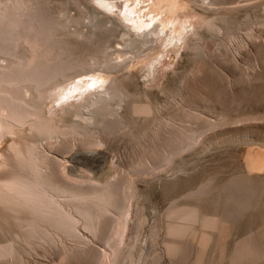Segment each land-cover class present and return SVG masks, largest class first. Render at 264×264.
<instances>
[{
	"label": "rangeland",
	"instance_id": "374dc122",
	"mask_svg": "<svg viewBox=\"0 0 264 264\" xmlns=\"http://www.w3.org/2000/svg\"><path fill=\"white\" fill-rule=\"evenodd\" d=\"M41 1L50 6L53 14H58L61 10L66 9L65 13L69 11L67 15L77 17L78 9L85 10L88 19L85 18V23H81L78 30L86 38L76 41L64 38L62 35V39L73 49L76 48L74 51L77 56L91 58L93 54L96 62L97 60L99 62L100 59L101 63H96L94 60L95 63H93L90 60L91 70H100L101 72L95 73L100 74L107 81L111 77L108 82L115 79V85L122 88L123 94L125 93L122 102H119L121 100L117 98L109 100L107 113L104 112V117L102 116L100 119L104 120L102 124H106L105 126L115 125V129H118L114 134L111 133L112 135L99 134L103 143L101 142L95 148L107 153L105 158L96 161H86L81 158L79 154L84 153L85 150L80 149L83 146L82 143L78 144L81 142L79 140L74 142L72 148H68L66 152L63 151L64 153L55 152L56 150L47 145L49 144L47 142L42 145L47 154L55 156L63 163L73 178L80 179L86 175L93 178L94 182L99 183L103 180L102 178L117 179L119 176L118 179L123 177L133 181V198L129 201L130 214L120 245L117 264H138L139 261V264H142L145 260L143 264H194V262L196 264H233L231 257L240 250L238 241L250 238L251 234L250 242L254 255L251 256L248 263V260H243L239 264H263L264 0H218L219 2L216 1V3L215 0H173L181 8L174 13L172 24L175 25L168 29V37H163L165 40L169 38L167 39L169 41L173 32L182 29V32L186 33L185 39L179 43L176 51H173L172 45L166 43L167 46H165L153 35L146 36L150 39L143 38V35L137 36L139 40L143 38L142 40L146 41L148 39L146 42H130L131 39L136 38L135 35L139 32L132 29L130 22L121 15L124 12L122 10L125 8V0H109L112 7H106L98 0ZM72 2L76 3V7ZM139 9L140 11L144 10L141 7ZM87 20L91 21H88L90 23H87L88 26L84 25ZM205 21L214 23L216 29L205 27ZM90 32H94L93 38L92 36L87 38ZM224 40H227V45H222ZM102 48L108 55L101 53ZM99 53L100 58H97ZM154 59L156 63L153 70L155 71H153V75L149 76L147 74H149L150 64L154 62ZM92 64L95 68H92ZM108 65L112 66L108 68H111L109 72L107 68L101 70ZM108 73L110 74L107 75ZM181 94L187 98L186 100L194 102L195 107L193 108L196 111L194 110L193 113L202 116L199 118L200 120L194 119L196 121L192 118H189L192 119L190 121H188L189 119L186 121L177 119L175 120L177 122H173V126L174 128L177 126V130H173V126H167L168 128H165L167 132H165L162 128L165 127V124L162 125V121L169 117V113L174 112L176 105L180 102ZM81 104L85 105L83 101ZM137 104L149 106L152 111L150 115L136 114L133 107ZM172 105L173 107H171ZM50 107L54 109V106L50 105ZM57 108L56 106L54 109L56 115L61 112ZM82 110L83 116L87 117L93 108H82L80 114H82ZM112 110L114 111L111 113ZM71 113L64 117L61 124L63 127H70L77 122L80 114L75 111ZM178 115L180 118L184 117L183 113ZM76 116L78 117L76 118ZM203 119L206 120L205 122L210 121V123L207 122V125L216 122L217 126H214L212 131L210 128L208 132L196 134L191 145L183 150L181 156L180 153L173 156L172 160L166 164L160 162L164 155L163 149L179 143L180 135L183 136V134L186 135L191 131L207 127ZM221 119H223L222 124L218 122ZM80 120L79 117L78 121ZM157 120L162 123L161 127L157 126ZM111 121H115V124ZM92 127L95 128L92 130L96 132L97 124ZM155 130L156 132L160 130L161 134L158 132L160 137H153ZM170 130V133H178L172 136L168 133ZM170 136L173 138L171 139ZM174 138L178 140L176 143ZM166 140L168 142H164ZM58 141L60 142V139ZM154 143L156 146L153 145ZM11 144V138H6L0 144V159L4 154V159L8 161V166L4 167L8 170L1 172V176L15 170L14 162L10 156L8 157V148ZM160 144L164 145L160 146ZM158 146L159 148H156ZM147 147L151 150L146 149V152H153L151 161H148L146 170L142 171L143 174L142 172L133 173L129 167L137 162L136 160H139L141 155L144 156L146 153L144 148ZM153 149L155 150L153 151ZM141 151L144 152L141 153ZM248 162L258 165L261 170L249 172ZM128 174L131 176H125ZM96 178L98 181H95ZM248 184L249 187H247ZM249 192L252 193L251 196H249ZM56 201L59 205L64 204L60 206L61 209L72 212L71 215L73 214L76 221L75 225H78L76 226L77 233H74L75 236L73 234V236H69L67 233L58 231L54 241H51L53 243H39L38 240H34L32 245H26L21 239L17 241L15 235L18 229L9 217L6 208L0 204V247L2 246L0 248V264H59L64 259L62 257L65 256L63 253L65 250L63 251L64 248H62L64 245H66L65 247L68 245L67 248L74 247L73 249L77 246L79 250L86 247L84 248L87 249L85 252L82 248L84 254L79 253L87 259L84 257H81L83 258H80L81 260L78 259L80 255L76 253V257L68 258L69 262L64 259L63 262L66 263L61 262V264H93L95 256L93 258L90 256H93L91 253L98 254L97 251H94L95 249L106 250L109 254L112 249L111 245L104 243L101 236L87 232L84 220L79 214L77 216V210H72L77 204L61 198H57ZM179 205L195 209L198 216L199 214L201 216H199V222L185 225L184 232L187 235H177L171 231L166 233L167 229L169 230L171 227V222L167 217L170 208L172 206L173 208L179 207ZM204 217L214 219L213 228L205 227ZM139 219L141 220L140 225L138 224ZM167 222L170 224L168 225ZM190 224L195 227L191 226L190 228ZM134 228L139 229L136 232ZM184 237L186 238L184 239ZM203 237L206 239L207 246L201 250L199 242ZM174 239L179 241H174ZM9 243H13V247L11 254L7 256L1 250H8ZM131 243L134 244L131 245L133 247L130 246ZM129 246L132 251L128 248ZM108 248L109 250H107ZM125 251L127 255L130 252L128 257L132 255L133 257L128 260L125 257ZM120 255H123L124 258H121ZM88 257L91 258L90 261ZM107 260L110 263V260L106 259L105 262L102 261V264L106 262L109 264Z\"/></svg>",
	"mask_w": 264,
	"mask_h": 264
},
{
	"label": "bare ground",
	"instance_id": "6f19581e",
	"mask_svg": "<svg viewBox=\"0 0 264 264\" xmlns=\"http://www.w3.org/2000/svg\"><path fill=\"white\" fill-rule=\"evenodd\" d=\"M99 1L106 7H112L109 0H98V2ZM216 1L219 2L218 0H215L214 2L216 3ZM125 2V8L122 10L124 12L121 15L124 16L123 18L125 20L130 22V24L132 25L130 27L132 29L139 32L137 35H135L136 38H134L133 40L131 39L130 42H143L145 41L142 40L144 37L149 38L150 35H153L164 45L166 43H168V45H172L174 48L173 51L177 50V48L179 47V43H181L185 39L186 33L182 32L181 29L173 32L170 40H167L169 38L166 39L168 42L165 40V38L168 37V29L170 27L173 28L175 25L172 24V20L174 19V13L176 12V10L181 8L179 4L175 3L173 0H125ZM72 3H74V6L76 7V3ZM64 4L66 5V3ZM139 7L144 8V10L140 11ZM80 9H78L79 15L77 17H70L69 15H67L69 11L65 13L66 9L61 10V12H59L58 14H53L50 6L41 0H0V144L6 138H11L12 144L8 148V157L10 156L15 165L14 171H11L3 176L0 175V204L1 206L3 205L6 208L9 217L18 229L17 234L15 235L17 241L18 239H21L25 242L26 245H32L34 240H38L39 243H53L51 241H54L55 235L58 231L64 232V234L67 233L69 234V236H75L74 233H77L76 226H78L75 225V217L73 216V214L71 215L72 212L70 211L69 214V212L66 211L67 209H61L62 207L60 208V206H63L64 204L59 205L56 199L61 198L70 200L71 203H76L77 205H75V208H72V210H77V216L80 215V217L84 220V227L86 230H88L87 232H91L96 236L99 235V237L101 236V240H103L104 243L111 245L112 247L109 254L108 252H106V250L101 251L95 249L94 251H97L98 254L95 252V255L94 253H91L93 254V256H90L91 258L95 256L94 260L96 263L94 262L93 264H102V261L105 262L104 260L106 259L110 260V263L107 260L109 264H117L120 245L123 241V237L127 228V221L130 214L129 201L133 198V181L131 182V179H124L123 177H121V179H118L119 176L117 179H112L109 177L102 178L103 180H101L99 183L94 182L93 178L86 175L85 177H82L84 176L82 175V178L79 177L80 179L73 178L69 174V172H67L66 168L63 166V163H61L58 158H55V156L52 157L53 155L50 156L42 148L43 143L47 142L49 143L47 145L52 146L53 149L56 150L55 152H66L68 148H72L76 140H79L81 142L78 144L82 143L81 145L83 146L81 147L79 145V147H81L80 149L85 150L84 153L79 154L80 157L85 159L86 161H96L98 159L105 158V154H107L100 151L101 149L98 150L95 148L99 146L101 142L103 143V140L101 139L99 134L101 133V135L107 136V134H114V132L118 131L117 128L115 129V125L105 126L106 124H102L104 120L100 119L104 115V112L108 110L107 104L110 99L112 100L115 98L114 100H116L117 98L121 100L119 102H122V97L123 95H125V93L123 94L121 90L122 88L120 89L117 85H115L114 78H112L114 79L113 81L111 80V82H108L111 77L107 81V79L101 77L100 74H98V71L100 70H91L90 60H92L93 62V54L91 58L77 56L74 51L76 48L73 49L72 46L68 45V43L62 39V35H64V38L66 37L67 39H73L76 41L80 40V38L84 39L85 35H83V33L78 30V26L81 25V23H85L84 20L85 18L88 19V16L86 17V12L84 9V11ZM148 17L150 18L149 20ZM88 21L90 20H87L86 24L84 25H87V23H89ZM204 26L208 29H216L214 23H212L211 21H205ZM93 33L90 32L87 38L91 36L93 38ZM138 35H143V38H140L141 40H139ZM147 35H149V37H146ZM163 36H165V38ZM226 41L224 40L225 43L223 42L222 45L226 44ZM201 49L202 47L200 48V50ZM101 53L106 54L105 49L102 48ZM97 58H100V53L99 57ZM96 63H101L100 59L99 62L97 60ZM155 63L156 61L154 59V62L150 64L151 68L149 70V74L147 75H153L152 73L153 71H155L153 70L155 67ZM94 65L96 66V64ZM111 65H108V67L106 66L102 69L99 67L98 68L101 70L107 68V71L109 72L111 68H108L113 66ZM92 68L95 67L93 66ZM118 70H120L119 67ZM95 72L98 73L96 74ZM109 74L110 73H108L107 75ZM107 77L109 78V76ZM180 97V102H178L177 105L175 104L176 108L174 109V112L172 111L171 114L169 113V117L167 119L164 118V121L161 120L163 124L159 122L160 120H157L158 127H161L165 124V127H162L164 128V131L165 128H168L167 126H173V122L177 119L181 121H186L189 118L197 120L202 116L193 113L194 110L196 111V109L193 108L195 107L193 101L186 100L187 98H185L182 94L180 95ZM81 101H83L85 105H82ZM50 105L54 106V109L57 106L59 110H61L60 114L56 115V112H54V109L50 107ZM171 107H173V105ZM82 108H93V110L89 111V114L87 113L88 115L85 113L87 117H84L83 110L82 114H80ZM133 109L136 114L140 115H150V112H152L150 107L145 106L144 104L134 105ZM74 111L77 114H80L79 117L81 118V120L78 121L79 117L76 116V118L78 117V120L76 119L77 122L73 123V125L70 127H63L61 124L64 121V117ZM113 111L114 110H112L111 113ZM179 113H183L184 117L180 118L178 115ZM71 114L74 115L73 113ZM192 119H189L188 121ZM115 121L111 122L114 123ZM205 121L206 120H204V122ZM221 121H223V119H221L220 121L218 120L220 124H222ZM207 122L210 123V121ZM207 122H205L207 126H204L205 128H199L194 132L190 130L191 133H187L186 135L183 134L184 137L180 135L181 138H179L178 140L180 141L181 139V141L175 146H169L168 148H166L165 146L167 145H165V149H163L164 152H162L164 155L162 159H160V162H164L166 164V162L169 163L172 160L173 156L179 153V155L181 156L183 150L187 149L191 145V142L196 134L200 135L205 133L206 131L208 132L210 128L212 131L214 126H217L215 125L217 124L216 122H211V124L209 125H207ZM95 124H97L96 132L92 130V128L95 129L94 127L96 126L92 127ZM101 124L104 128L101 127ZM176 128H174L173 130H175ZM185 129L187 131V128ZM159 131L160 130H158V132ZM154 132L155 133L153 137H158V132H156V130ZM170 132L171 130L168 133ZM177 133L178 132H173L170 134L173 136ZM165 137L168 136L165 135ZM59 139L60 142L58 141ZM178 140L176 139L174 142L176 143V141ZM134 142H136V140H134ZM164 142H168V140ZM170 142L169 144L171 145ZM155 144L156 143H154L153 145L156 146ZM138 145L140 146V144ZM161 145L163 146L164 144H160V146ZM148 148L149 147L144 148V151L146 152V149ZM156 148H159V146ZM148 150L150 151L151 149ZM154 150L155 149H153V151ZM143 152L141 151V153ZM146 153H144V156L141 155L142 157L140 156L139 160H136L137 162L129 167L133 173H140L146 170V165L152 158L153 152L151 151L147 154ZM6 160L4 159L3 154V158L0 159V173L4 172V170L7 172L8 170L4 168L5 166H8V161ZM154 161L156 162V160ZM247 169L251 173L261 170L258 165L252 164L250 162H248ZM262 169H264V167H262ZM131 171L128 172L131 173ZM125 176L128 177L129 174ZM95 181H98L97 178L95 179ZM249 186L250 185L248 184L247 187ZM249 194V196H251L252 193L249 192ZM244 211L246 210L244 209ZM199 216L195 209L180 207V205L179 207L174 208L172 206L167 215L168 219L171 222V227L168 230V227L166 226V233H169L171 231L172 233L177 235H184L185 225L187 224L186 226H188V223L197 222L199 220ZM214 222L215 221L213 218H203L205 227L213 228ZM138 224H141L140 219L138 221ZM191 226L195 227V225L190 224V228ZM134 229L135 231H138L139 228ZM192 229L191 232L193 231ZM185 235H187V233ZM251 236L249 235L250 238H243L238 241L240 250L231 257V263L239 264V262L243 260H248L247 263L249 262L251 256L254 255V251H252L253 247L251 246L250 242ZM185 238L186 237H184V239ZM176 240L177 239H174V241ZM131 245L134 244L131 243L130 246ZM65 246L66 245L62 247L64 248L63 251L65 250V252H63L65 256H63L62 259L64 258L66 261H68V258L70 257H76V253L80 252L82 254V248H86L82 247L79 250L78 247L75 246V249L76 247L78 249L75 250L73 249V246V248H67L68 245L67 247ZM130 246L128 248L130 249V251H132L131 247L133 246ZM199 246L201 250L206 248L207 243L205 237L200 240ZM12 247L13 243H9L8 250L1 251L4 255L8 256L9 254H11ZM125 247L127 246L125 245ZM85 250L87 249H84V252ZM107 250H109V248ZM80 253L78 255H80ZM124 254H126L125 257H127L128 260L130 257H133V255L128 257L130 252L127 255L125 251ZM123 255H120V257L124 258ZM81 257L84 256L80 255L78 259H80ZM90 257H88L89 261L91 260ZM258 259L260 258L258 257ZM63 261L61 260V262ZM61 262L59 264H61ZM194 264L196 263L194 262Z\"/></svg>",
	"mask_w": 264,
	"mask_h": 264
}]
</instances>
